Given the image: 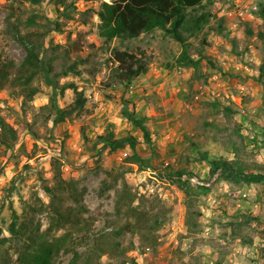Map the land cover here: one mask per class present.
<instances>
[{
	"label": "rangeland",
	"instance_id": "obj_1",
	"mask_svg": "<svg viewBox=\"0 0 264 264\" xmlns=\"http://www.w3.org/2000/svg\"><path fill=\"white\" fill-rule=\"evenodd\" d=\"M101 1L110 0H0V59H23L26 52L13 38V27L16 17L32 16L37 26L21 24L19 30L50 27L44 37L47 57L59 73L50 76L57 87L72 85L53 90L41 78L30 99L14 88L0 89L5 123L0 126V264H20L17 251L26 241L25 234L14 236L8 229L11 209L20 227L30 225L48 239L71 234L73 246L85 251L86 241L79 242L75 228L48 207L43 186L52 184L56 169L73 185L64 204L91 220L92 233L123 223L114 211L122 182L135 194V206L167 211L161 228L137 231L133 240L126 235L125 254L104 255L101 264H264V183L231 181L222 172L215 177L199 158L208 152L264 163V85L256 78L264 56L256 33L264 32V21L257 11L264 0H206L187 10L210 13L208 23L188 38L190 53L201 51L217 65L202 60L199 71L175 64L180 44L160 28L103 42L96 14ZM10 3L13 26L6 20ZM114 49L133 53L145 72L129 84L117 82L106 62ZM70 65L77 74L62 73ZM53 93L61 119L45 107ZM124 100L137 117H145L151 144L121 114ZM108 125L117 137L138 139L136 150L148 167L129 163L128 146L112 151L96 144ZM180 169L186 172L177 177ZM184 175L200 183L183 180ZM35 195L44 203L41 210L25 205ZM189 216L197 226L186 233ZM143 235L154 237L155 245ZM71 256L61 250L56 264H70Z\"/></svg>",
	"mask_w": 264,
	"mask_h": 264
},
{
	"label": "trees",
	"instance_id": "obj_2",
	"mask_svg": "<svg viewBox=\"0 0 264 264\" xmlns=\"http://www.w3.org/2000/svg\"><path fill=\"white\" fill-rule=\"evenodd\" d=\"M37 2L38 0H31ZM206 0H110L101 1L100 8L96 11L99 18L98 35L107 43L118 37L122 39L135 38L141 33L150 32L156 28L165 31L171 38L180 44L181 50L175 59L177 66L191 67L194 71H199L200 62L207 60L210 67H216L215 62L203 54L201 51L190 53L189 36L205 24L208 23L209 12H200L199 14H189L187 10L201 7ZM9 14L7 17L8 26H13L10 21L13 14L14 5L10 3ZM258 16L264 21V2L259 4ZM17 24L13 27V38L25 50L23 59L16 63L13 59L5 57L0 59V89L14 88L19 95L25 98H32L39 90V80L43 78L46 83L50 84L53 90L59 88L63 90L72 85L63 84L57 87L56 81H52L53 57H47V48L44 37L50 31V27L44 24V31L35 28L21 32L19 26H37V21L32 16L27 17L24 21L15 18ZM257 37L263 45L264 51V32L258 31ZM252 33L248 32V35ZM109 63L110 72L115 80L122 84H129L131 81L145 72V66L140 63L133 53L124 50L114 49L106 57ZM75 66H68L63 69V74H77ZM257 80L264 85V56L258 68ZM50 103L46 108H51L59 119L62 118L61 110L57 107L55 94L49 99ZM83 99L78 98V103ZM128 102L124 100L121 114L127 119L132 126L138 128L146 144H151V134L145 124V117L136 116L133 109H129ZM227 108V107H226ZM58 119V120H59ZM55 120V119H54ZM57 120V119H56ZM0 126L4 127L5 123L0 117ZM96 144H101L109 150H116L128 146L130 154L128 155L129 163H136L141 169L149 165L141 158L136 150L138 139L127 134L117 137L110 125L107 126L104 134L96 135ZM199 158L209 163L211 172H222V178L236 182L264 183V163L248 162L238 158L227 159L225 157L210 156L208 152H201ZM186 169L178 170L175 175L181 177L185 174ZM191 174V173H189ZM73 185L64 179L59 169L53 174L51 185H44L43 190L46 197L49 198L48 207L53 215L62 222L68 223L75 228L81 241H86L85 251H78L73 246L71 234L64 233L58 237L48 239L44 234L38 233L30 225L19 226L17 223L18 214L11 209L12 221L9 225V231L12 235L25 234L26 241L17 251V260L20 264H56V257L61 250L69 251L72 256L70 264H101V257L123 256L128 249L124 246V238L129 235L133 240L137 231H156L165 223L167 211L160 209L156 212H147L134 205L135 194L131 188L122 182L120 189L116 193L114 211L117 215L123 216L122 224L115 228L101 230L92 233L90 229L91 220L84 218L73 211V208L64 204L68 198ZM32 202H26L32 210H41L43 201L35 195ZM197 216L201 214L195 212ZM256 218V217H255ZM197 220L187 217L184 223L185 231L190 232L191 228H196ZM24 228V229H23ZM145 240H150L155 245V238L149 235H143ZM134 241H130L133 246ZM244 244L252 245L251 239H245ZM120 264H124L123 262Z\"/></svg>",
	"mask_w": 264,
	"mask_h": 264
},
{
	"label": "built area",
	"instance_id": "obj_3",
	"mask_svg": "<svg viewBox=\"0 0 264 264\" xmlns=\"http://www.w3.org/2000/svg\"><path fill=\"white\" fill-rule=\"evenodd\" d=\"M218 174V171L217 172H215V177H216V175ZM215 177H213L214 179H215ZM183 180H187V181H189V182H194V183H200L199 181H197V179L195 178V177H187V176H183ZM202 184V183H201ZM206 185H209L208 183H206Z\"/></svg>",
	"mask_w": 264,
	"mask_h": 264
}]
</instances>
